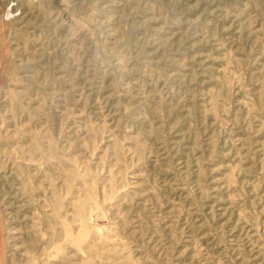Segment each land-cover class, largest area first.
I'll list each match as a JSON object with an SVG mask.
<instances>
[{"label":"rangeland","instance_id":"374dc122","mask_svg":"<svg viewBox=\"0 0 264 264\" xmlns=\"http://www.w3.org/2000/svg\"><path fill=\"white\" fill-rule=\"evenodd\" d=\"M0 264H264V0H0Z\"/></svg>","mask_w":264,"mask_h":264}]
</instances>
